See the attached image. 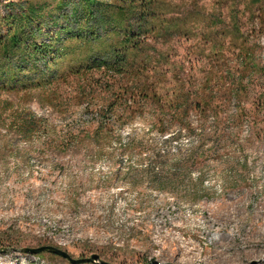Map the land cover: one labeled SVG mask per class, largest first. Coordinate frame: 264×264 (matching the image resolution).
<instances>
[{"label":"rangeland","instance_id":"obj_1","mask_svg":"<svg viewBox=\"0 0 264 264\" xmlns=\"http://www.w3.org/2000/svg\"><path fill=\"white\" fill-rule=\"evenodd\" d=\"M156 2L123 72L0 88V264H264V0Z\"/></svg>","mask_w":264,"mask_h":264},{"label":"trees","instance_id":"obj_2","mask_svg":"<svg viewBox=\"0 0 264 264\" xmlns=\"http://www.w3.org/2000/svg\"><path fill=\"white\" fill-rule=\"evenodd\" d=\"M127 1L129 7L115 5ZM157 4L156 0H36L8 1L6 5L0 1V88L25 86L22 79L38 84L64 63L74 74L96 68L123 72L143 53L141 38L146 35L139 31L141 24L134 25V19L150 26L157 19ZM236 33L234 38H238ZM30 118L19 129L24 139L40 131L39 121ZM109 139L99 133L90 138L96 147L105 146ZM68 144L71 142L62 140L55 145L65 148ZM196 157L197 152L191 153L185 164L194 163ZM162 160L156 163L162 164ZM171 162L173 170L181 171L180 161ZM168 185L165 179H154L157 189Z\"/></svg>","mask_w":264,"mask_h":264},{"label":"water","instance_id":"obj_3","mask_svg":"<svg viewBox=\"0 0 264 264\" xmlns=\"http://www.w3.org/2000/svg\"><path fill=\"white\" fill-rule=\"evenodd\" d=\"M21 253L25 255H30V256H38L42 253H48L50 255H54L64 260H67L69 261L70 264H83L85 262H88V260H73L65 252H62L52 247L24 248L21 250ZM93 258L96 259V257H93ZM102 264H106V263H102Z\"/></svg>","mask_w":264,"mask_h":264}]
</instances>
